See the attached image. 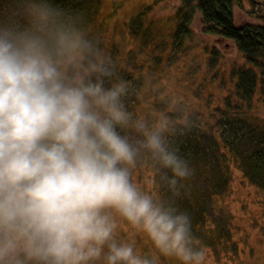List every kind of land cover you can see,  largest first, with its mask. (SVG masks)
Instances as JSON below:
<instances>
[{
  "label": "clouds",
  "instance_id": "9594fccd",
  "mask_svg": "<svg viewBox=\"0 0 264 264\" xmlns=\"http://www.w3.org/2000/svg\"><path fill=\"white\" fill-rule=\"evenodd\" d=\"M4 5L9 7L6 9ZM56 0H0V264H156L117 239L118 214L163 257L206 264L192 219L131 179L141 149L193 174L166 127L133 121L123 81ZM142 139L132 142L123 129Z\"/></svg>",
  "mask_w": 264,
  "mask_h": 264
},
{
  "label": "trees",
  "instance_id": "16d2710c",
  "mask_svg": "<svg viewBox=\"0 0 264 264\" xmlns=\"http://www.w3.org/2000/svg\"><path fill=\"white\" fill-rule=\"evenodd\" d=\"M177 1L179 9L165 21L147 19L152 5L138 13L134 11L137 14L130 20L126 33L121 35L108 32L102 18L104 0H56V4L64 10L61 17L63 22L81 30L109 64L113 75L106 79L105 86L125 82L126 93L122 101L133 121L143 119L139 115L143 110L139 109L137 113L133 106L136 100L129 98L135 92L137 94L144 89L147 100L149 97L150 111L146 114V120L151 128L153 120L162 122L164 115L178 106L180 96L172 86L181 85L186 76L196 80L198 74L201 87H204L205 81L206 84L212 83L213 77L219 84L229 82L227 96L231 91L232 97H225L228 99L227 105L217 106V111H214L216 115L222 112L217 116L218 127L210 129L208 125H195L194 120L177 125L168 124L166 120L163 122L166 127L164 135L170 148L178 149L179 155L188 161L189 168L193 170L190 177L183 180L177 178L178 183L173 188L169 184L172 172L163 168L149 150H140L139 159L142 165L152 169V185L159 193L150 192L151 196L158 202L164 201L165 206L186 212L192 219L193 236L197 242L198 229L204 228L208 233L214 230L210 205L219 196L230 193L234 167H238L244 178L264 194V117L253 113L256 101L261 99L264 103V0H248L252 6L260 7L259 17L263 25L240 27L235 24L234 7H242L241 0ZM4 7L7 9L9 6ZM197 16L201 19L204 35L230 42L244 60L242 66L234 68L232 77L227 79L219 74L222 68L220 63H224L223 55L218 54L209 43L202 50L199 49L201 57L198 61L197 54L193 57L187 73L175 71L176 65L179 66L181 60L197 49L192 45L197 40L192 31ZM159 27L168 28L173 35L170 39L166 35L163 51L155 53L153 46H148V37L141 36L145 34L152 40ZM175 52V57L169 60V56L172 57ZM156 55L159 63L150 58ZM132 62L133 68L129 67ZM205 65L206 69L203 68ZM152 104L163 105L165 110H169L162 114L153 110ZM186 115L184 109L180 119ZM127 130L135 131L131 126ZM193 183H197V191L190 190ZM227 219L230 221L229 216ZM221 234V230H218L219 240Z\"/></svg>",
  "mask_w": 264,
  "mask_h": 264
},
{
  "label": "rangeland",
  "instance_id": "374dc122",
  "mask_svg": "<svg viewBox=\"0 0 264 264\" xmlns=\"http://www.w3.org/2000/svg\"><path fill=\"white\" fill-rule=\"evenodd\" d=\"M250 2L248 0H241L242 7L238 5L234 7L236 26L263 25V20L259 17L260 7L257 8L253 4L254 8ZM151 5L153 7H151L152 10L148 14L147 19L158 21H165L171 18L179 9V2L177 0H104L105 11H102V18L108 28V32L110 34L115 32V35L126 33L130 20L134 15ZM134 11L138 12L134 13ZM192 31L197 39L192 45L197 46V49H193L187 58L181 60L179 66L176 65L175 71H182L183 74L187 73L193 57L197 54V61L200 59L199 49L202 50L206 43L212 45L211 48H214L218 54L223 55L222 60L224 63H220L222 64V68L219 74H223L227 79L232 77L234 68L243 65L244 60L230 42L216 39L211 35H204L199 16H197L192 25ZM156 33L152 40L150 36H146L145 34H142L141 38L148 37V46H153L155 53H160L164 49L163 39L166 38V35L170 39L173 32L168 28L159 27L156 29ZM154 40H156L155 43H153ZM175 55L176 52L172 57L169 56L168 59L174 58ZM150 58L159 63L157 55ZM133 62L131 65L129 64V67H134ZM203 68L206 69V65ZM215 77L217 78V76ZM213 78L212 83L206 84L205 81L204 87L200 85L201 78L198 74L196 80L189 79L186 76L181 85H173V91L180 96L177 100L178 106L174 110H170V113L165 114L162 122L153 120L151 126L163 124L165 120L168 124L172 125L194 120L193 124L195 125L197 123L204 126L208 125L210 129L218 127L219 117L217 118V116L222 115V112H218V115H216L214 111H217V106H226L228 103L227 98L232 97V94L230 91V94L227 96L230 87L228 81L219 84ZM129 98L136 100L133 106H135L137 113L139 109L143 110V113L139 115L147 124L146 114L150 111V104L148 103L150 100L149 97L147 100L145 90L143 89L137 94L135 92ZM171 100L175 101L174 98H171ZM152 108L162 114L169 110H165L163 105L157 104H152ZM184 109L187 115L184 116V119H180V115ZM253 113L264 117V103L261 99L256 101ZM122 134L128 135L133 141L142 139L135 131L125 129L122 131ZM139 155L140 152L137 156L135 167L130 169L132 173L131 179L141 191L149 195H151L150 192L158 195L159 193H156L152 185V169L142 165ZM190 190L197 191V183H193ZM163 204H165L164 201ZM210 209L214 230L208 233L204 228L198 229L199 240L195 242L196 246L201 245L207 249L206 264H264V194L244 178L242 171L238 167H234L230 193L219 196L216 202L210 205ZM113 216L117 222L116 236L118 240L134 243L135 248L143 256L149 259L155 257L156 264H179L174 258L161 256L143 233L132 228L118 214L113 212ZM227 216H229L230 221L227 219ZM218 230L222 232L221 240L225 238L222 243L221 240L216 239L218 238ZM209 242H212L211 245H209ZM95 264H101V262H95Z\"/></svg>",
  "mask_w": 264,
  "mask_h": 264
},
{
  "label": "bare ground",
  "instance_id": "6f19581e",
  "mask_svg": "<svg viewBox=\"0 0 264 264\" xmlns=\"http://www.w3.org/2000/svg\"><path fill=\"white\" fill-rule=\"evenodd\" d=\"M216 239H219V236H218V238H216Z\"/></svg>",
  "mask_w": 264,
  "mask_h": 264
}]
</instances>
